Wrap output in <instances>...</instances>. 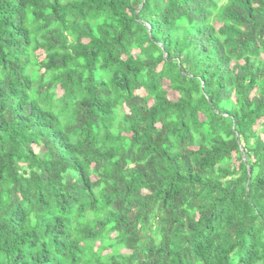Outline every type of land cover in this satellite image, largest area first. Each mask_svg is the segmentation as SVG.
I'll list each match as a JSON object with an SVG mask.
<instances>
[{"label": "trees", "instance_id": "16d2710c", "mask_svg": "<svg viewBox=\"0 0 264 264\" xmlns=\"http://www.w3.org/2000/svg\"><path fill=\"white\" fill-rule=\"evenodd\" d=\"M0 264H264V0H0Z\"/></svg>", "mask_w": 264, "mask_h": 264}, {"label": "rangeland", "instance_id": "374dc122", "mask_svg": "<svg viewBox=\"0 0 264 264\" xmlns=\"http://www.w3.org/2000/svg\"><path fill=\"white\" fill-rule=\"evenodd\" d=\"M170 96H173V97H174V95H173V94H170Z\"/></svg>", "mask_w": 264, "mask_h": 264}]
</instances>
